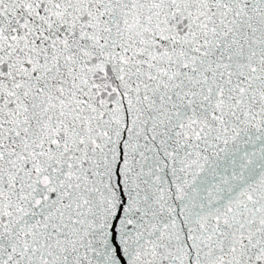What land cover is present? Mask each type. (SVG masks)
I'll list each match as a JSON object with an SVG mask.
<instances>
[{
	"label": "snow or ice",
	"instance_id": "obj_1",
	"mask_svg": "<svg viewBox=\"0 0 264 264\" xmlns=\"http://www.w3.org/2000/svg\"><path fill=\"white\" fill-rule=\"evenodd\" d=\"M0 264H264V0H0Z\"/></svg>",
	"mask_w": 264,
	"mask_h": 264
}]
</instances>
